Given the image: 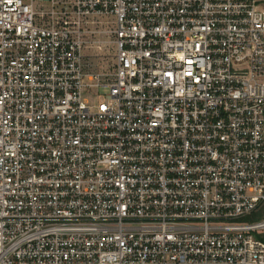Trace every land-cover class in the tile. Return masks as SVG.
Instances as JSON below:
<instances>
[{"label": "built area", "instance_id": "built-area-1", "mask_svg": "<svg viewBox=\"0 0 264 264\" xmlns=\"http://www.w3.org/2000/svg\"><path fill=\"white\" fill-rule=\"evenodd\" d=\"M0 264H264V0H0Z\"/></svg>", "mask_w": 264, "mask_h": 264}, {"label": "rangeland", "instance_id": "rangeland-1", "mask_svg": "<svg viewBox=\"0 0 264 264\" xmlns=\"http://www.w3.org/2000/svg\"><path fill=\"white\" fill-rule=\"evenodd\" d=\"M86 54L89 74L102 73L104 79L108 78L106 74L112 71L114 65V48L110 38L107 35L96 36L87 48ZM107 91V89H101L99 93L104 95ZM85 96L88 97L86 92Z\"/></svg>", "mask_w": 264, "mask_h": 264}]
</instances>
